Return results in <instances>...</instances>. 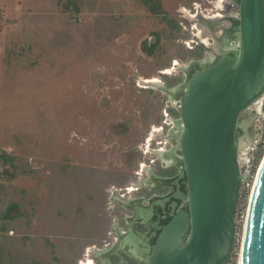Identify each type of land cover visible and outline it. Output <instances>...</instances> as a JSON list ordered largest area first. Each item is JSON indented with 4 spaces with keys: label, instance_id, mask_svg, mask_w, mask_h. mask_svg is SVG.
<instances>
[{
    "label": "rangeland",
    "instance_id": "obj_1",
    "mask_svg": "<svg viewBox=\"0 0 264 264\" xmlns=\"http://www.w3.org/2000/svg\"><path fill=\"white\" fill-rule=\"evenodd\" d=\"M160 1L180 33L139 0H0V263L92 260L119 212L114 197L146 176L160 140L165 147L173 102L145 82H182L191 49L213 45L236 8ZM214 16L211 33L202 19ZM255 110L253 141L239 155L245 179L229 264H238L264 159V98Z\"/></svg>",
    "mask_w": 264,
    "mask_h": 264
},
{
    "label": "water",
    "instance_id": "obj_2",
    "mask_svg": "<svg viewBox=\"0 0 264 264\" xmlns=\"http://www.w3.org/2000/svg\"><path fill=\"white\" fill-rule=\"evenodd\" d=\"M235 6L233 47L212 61H190L181 68L186 77L176 86L145 82L173 102L178 113L168 134L176 146L162 156L171 159L180 153L179 176L186 179L187 195L181 198L185 210L172 214L163 227L154 224L160 233L150 235L156 239L153 246L136 226L153 218L154 205L144 214L136 211L128 233L134 240L118 245V252L125 251L133 264H228L234 254L245 179L237 127L264 98V0H237ZM202 20L212 32L211 22L219 24L218 19ZM117 253L111 250L109 256ZM238 264H264V159L249 201Z\"/></svg>",
    "mask_w": 264,
    "mask_h": 264
},
{
    "label": "flooded vegetation",
    "instance_id": "obj_3",
    "mask_svg": "<svg viewBox=\"0 0 264 264\" xmlns=\"http://www.w3.org/2000/svg\"><path fill=\"white\" fill-rule=\"evenodd\" d=\"M230 1L236 8L235 5L237 0H234V2L232 0ZM213 18L216 19L217 17H212L209 20H212ZM236 18L237 8L235 16H228L226 17V19H224V21H226L228 25L222 27L220 26L221 35H214V40H211L213 41V45H206L202 42L200 44H196V46L191 49L194 50L198 46H203L205 49L202 58L191 59V61L208 59L209 57H213V59H216L220 56L221 50H225L229 46L233 47L234 33L232 29L238 25ZM219 22H221V19ZM217 25L214 24L213 27ZM211 33L213 32L211 31ZM180 70L183 73L184 80L186 74L182 71V69ZM191 72L192 70L190 71V73ZM164 75L168 76V74L166 73ZM161 76H163V73H161ZM166 85H168V83H166ZM171 109L175 110V107L172 106ZM168 116L169 117L167 120L164 119V126L168 128L165 134H162L160 136V138L163 137V139H165V142L167 141L168 143L166 142L164 147L162 140H160L161 143L158 144L159 146L157 147V149L153 151V159L150 161V165L148 167L146 166L145 168L144 173L146 174V176L140 179L134 189L126 190V197H114V201L120 206V209L117 213V217L111 219L112 222L110 223L107 239L102 245H98L97 248H94L96 250L95 253L91 252V261L93 264H109L108 261H102V256L105 258L109 257V252L111 250L117 253L118 245L121 241L129 239V241L131 242L134 240L133 238L128 237V233L129 224L132 222L137 212L144 214L151 205H154L155 215L153 216V218L149 222H145V220H142L141 222L144 226H136V231L139 234L144 233L142 235H146L147 233V244L153 246L156 239L152 238L150 235L154 232L157 235H159L160 233L154 228V224L158 222L157 226L163 227L170 222L172 214H175L181 210H185V201H182L181 198L183 194L187 195V185L186 179L180 178L179 176L180 170L183 169V163L180 159V153L177 152V154L171 159H164L162 156L163 154L170 153L176 146L175 141L168 138V134L174 126V121L178 117L172 116L171 114H168ZM254 117H256V110L246 114L240 119L237 128L238 132L240 133V143L242 145H249L253 141V132H251V130L253 127V121L255 119ZM242 170H244L243 167ZM140 172L142 173L143 170ZM139 175L140 174H137V176ZM117 254L118 256H114L118 257L119 259V262L117 264H133L132 260L126 255L127 253L125 251H119Z\"/></svg>",
    "mask_w": 264,
    "mask_h": 264
},
{
    "label": "trees",
    "instance_id": "obj_4",
    "mask_svg": "<svg viewBox=\"0 0 264 264\" xmlns=\"http://www.w3.org/2000/svg\"><path fill=\"white\" fill-rule=\"evenodd\" d=\"M140 4L142 6H144L150 13H152L155 16H159L161 17L162 21L167 24V25H171V29L173 30V32L175 33H180L182 28L179 26L178 23L169 20V18L166 16L165 11L163 10V6L160 0H139ZM71 7H74L77 10V7L75 6L74 2H70ZM74 5V6H73ZM2 11L0 10V13ZM204 47L203 46H198L196 49L191 50L189 53L191 54V56L193 57V59H200L203 56L204 53ZM143 52H145L148 55H152L153 51H147L145 46H143ZM165 78L166 76L163 75ZM167 83L169 86H174L178 83H180V79H169L167 80ZM170 114H172V116H177L178 117V113L171 109ZM4 219H7L9 221H13L14 218L10 217L9 215H5ZM2 264V263H0Z\"/></svg>",
    "mask_w": 264,
    "mask_h": 264
},
{
    "label": "crops",
    "instance_id": "obj_5",
    "mask_svg": "<svg viewBox=\"0 0 264 264\" xmlns=\"http://www.w3.org/2000/svg\"><path fill=\"white\" fill-rule=\"evenodd\" d=\"M96 244H98V243H96ZM94 249V248H93ZM93 253V252H92ZM102 261H108L109 262V264H117L118 262H119V259H118V257H111V256H109V257H103L102 256ZM109 259H110V261H109Z\"/></svg>",
    "mask_w": 264,
    "mask_h": 264
},
{
    "label": "bare ground",
    "instance_id": "obj_6",
    "mask_svg": "<svg viewBox=\"0 0 264 264\" xmlns=\"http://www.w3.org/2000/svg\"><path fill=\"white\" fill-rule=\"evenodd\" d=\"M224 1H225V0H221V1L218 2V3L222 4V3H224ZM220 4L218 5V7H219V8L223 7V6H221ZM214 17H216V16H214ZM208 21H211V20H208ZM201 29H202V28H201ZM201 29H200V30H201ZM201 31H202V30H201ZM212 60H213V57H209V58H208V61H212ZM152 81H153L154 83H157V82H158V80H152ZM242 146H243V145H242ZM253 189H254V187H253ZM252 191H253V190H252ZM87 264H93V263H92L91 261H88Z\"/></svg>",
    "mask_w": 264,
    "mask_h": 264
},
{
    "label": "built area",
    "instance_id": "obj_7",
    "mask_svg": "<svg viewBox=\"0 0 264 264\" xmlns=\"http://www.w3.org/2000/svg\"><path fill=\"white\" fill-rule=\"evenodd\" d=\"M165 114H166V116L164 117L165 118V120H167L168 119V114L165 112ZM149 143H147V146L146 147H148L149 148ZM87 255H90L89 253L87 254ZM88 261H91V260H85V261H82V262H80V264H87L88 263ZM92 262V261H91Z\"/></svg>",
    "mask_w": 264,
    "mask_h": 264
}]
</instances>
